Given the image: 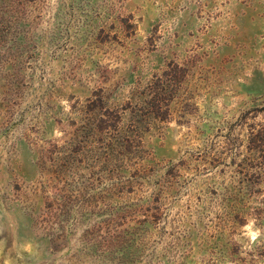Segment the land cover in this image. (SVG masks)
I'll use <instances>...</instances> for the list:
<instances>
[{
	"label": "rangeland",
	"instance_id": "rangeland-1",
	"mask_svg": "<svg viewBox=\"0 0 264 264\" xmlns=\"http://www.w3.org/2000/svg\"><path fill=\"white\" fill-rule=\"evenodd\" d=\"M0 264H264V0H0Z\"/></svg>",
	"mask_w": 264,
	"mask_h": 264
},
{
	"label": "clouds",
	"instance_id": "clouds-1",
	"mask_svg": "<svg viewBox=\"0 0 264 264\" xmlns=\"http://www.w3.org/2000/svg\"><path fill=\"white\" fill-rule=\"evenodd\" d=\"M249 232H250V235H251V237H252L253 240H255L256 237L259 235V232L252 233V232L250 231V227H249Z\"/></svg>",
	"mask_w": 264,
	"mask_h": 264
}]
</instances>
